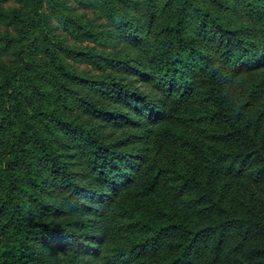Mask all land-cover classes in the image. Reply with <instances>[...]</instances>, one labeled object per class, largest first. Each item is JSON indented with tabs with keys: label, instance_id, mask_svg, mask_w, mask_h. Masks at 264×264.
Listing matches in <instances>:
<instances>
[{
	"label": "trees",
	"instance_id": "1",
	"mask_svg": "<svg viewBox=\"0 0 264 264\" xmlns=\"http://www.w3.org/2000/svg\"><path fill=\"white\" fill-rule=\"evenodd\" d=\"M0 264H264V0H0Z\"/></svg>",
	"mask_w": 264,
	"mask_h": 264
}]
</instances>
